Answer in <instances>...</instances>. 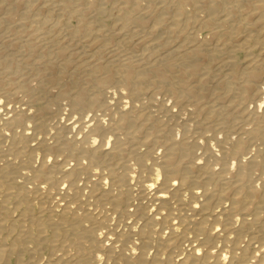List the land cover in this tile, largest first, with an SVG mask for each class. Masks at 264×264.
<instances>
[{
	"label": "bare ground",
	"instance_id": "obj_1",
	"mask_svg": "<svg viewBox=\"0 0 264 264\" xmlns=\"http://www.w3.org/2000/svg\"><path fill=\"white\" fill-rule=\"evenodd\" d=\"M0 264H264V0H0Z\"/></svg>",
	"mask_w": 264,
	"mask_h": 264
},
{
	"label": "rangeland",
	"instance_id": "obj_2",
	"mask_svg": "<svg viewBox=\"0 0 264 264\" xmlns=\"http://www.w3.org/2000/svg\"><path fill=\"white\" fill-rule=\"evenodd\" d=\"M240 55H242V53H240Z\"/></svg>",
	"mask_w": 264,
	"mask_h": 264
}]
</instances>
